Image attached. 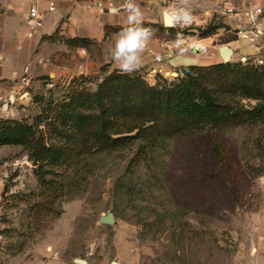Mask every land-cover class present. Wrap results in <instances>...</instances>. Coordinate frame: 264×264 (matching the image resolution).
<instances>
[{
	"label": "rangeland",
	"instance_id": "1",
	"mask_svg": "<svg viewBox=\"0 0 264 264\" xmlns=\"http://www.w3.org/2000/svg\"><path fill=\"white\" fill-rule=\"evenodd\" d=\"M207 1L218 5V0ZM230 1L240 8L260 3ZM203 7L193 12L203 14L202 21L178 26L179 38L201 37V31L219 24L224 35L218 40L238 38L225 31L219 9L204 14ZM102 52L96 45L84 52L67 49L47 68L31 67L30 84L16 82L13 97L0 99V118L41 123L45 129L69 92L79 87L93 92L108 74L100 72L108 66ZM258 58L264 59L242 61L259 65ZM176 74L164 77L172 81ZM217 144L224 148L225 161ZM131 158V152L117 151L99 156L89 180L61 200L60 213L36 221L31 208L41 189L28 149L0 145V264H79L76 259L89 264H264V184L258 180L264 177V124L224 132L204 129L173 142L156 189L144 185L138 195L141 211L126 195H116ZM138 174L146 179L151 172L143 165ZM111 211L116 222L102 223L100 217Z\"/></svg>",
	"mask_w": 264,
	"mask_h": 264
},
{
	"label": "trees",
	"instance_id": "2",
	"mask_svg": "<svg viewBox=\"0 0 264 264\" xmlns=\"http://www.w3.org/2000/svg\"><path fill=\"white\" fill-rule=\"evenodd\" d=\"M143 26L153 36L169 40H177L181 32L163 24L143 22ZM223 27L210 25L201 37ZM68 41L87 44L85 39ZM57 105V114L48 117L45 129L41 123L0 118V145H24L36 166L41 189L31 208L36 221L60 213L61 200L72 197L95 173V160L114 151L132 153L116 195H126L141 211L138 195L144 185L149 191L156 189V176L158 181L164 176L173 142L204 129L224 132L264 124V65L242 59L187 65L172 81L158 75L154 85L140 73L128 75L116 69L101 78L95 91L79 87ZM216 149L225 161L224 148L217 144ZM143 165L151 172L149 178L138 174Z\"/></svg>",
	"mask_w": 264,
	"mask_h": 264
},
{
	"label": "crops",
	"instance_id": "3",
	"mask_svg": "<svg viewBox=\"0 0 264 264\" xmlns=\"http://www.w3.org/2000/svg\"><path fill=\"white\" fill-rule=\"evenodd\" d=\"M206 2L209 1L193 4L190 0V11L194 17L191 23L202 21L203 14L193 13L197 5L206 8L204 14L219 9V5ZM36 3L44 14V26L40 33L29 38L24 22L30 7ZM125 3V0L112 4L91 0H0V80L6 79L5 84L0 87V99L5 96H9L10 99L13 97L11 93L18 87L13 80L14 71H21L25 66L33 69L42 66L47 68L49 60L58 62L67 49L77 48L85 51V49L90 50L91 45L102 47L103 63L108 66L106 70L100 72L110 73L119 70L111 59L109 49L114 45L120 32L116 28L126 25ZM137 3L141 8L143 22L165 25L164 13L168 9L158 0H137ZM50 4L56 6L55 11H48ZM177 4L178 0H175L169 11L173 12ZM259 4L264 5V0H260ZM222 17L228 26L226 30L225 25L227 33L235 34L234 30L239 23H245L234 16L222 14ZM174 20V27L190 24L178 22L175 18ZM222 30L224 27L219 29L218 33L207 37H200L194 33L180 37L182 43L177 46L175 54L171 57L165 56L163 62H157L155 55L166 53L163 42L169 39L152 36L142 55L141 67L136 72L154 85L158 75L166 76L169 72H176L179 75L184 66L222 62L220 47L225 44L233 49L231 61L243 58L254 60L258 56L264 58V36L257 39V47H252L246 38L218 40L224 35ZM71 39H85L87 44L85 46L71 44L68 41ZM196 46H205L208 51L201 52ZM259 47L261 51H258ZM93 60L97 63L95 59Z\"/></svg>",
	"mask_w": 264,
	"mask_h": 264
},
{
	"label": "built area",
	"instance_id": "4",
	"mask_svg": "<svg viewBox=\"0 0 264 264\" xmlns=\"http://www.w3.org/2000/svg\"><path fill=\"white\" fill-rule=\"evenodd\" d=\"M93 2H107L114 3L120 0H91ZM126 1V0H125ZM163 6H165L169 12V8L175 0H158ZM102 4V3H101ZM219 10L223 15L234 16L239 19V21H245V23H239V26L234 30L238 38H246L252 47H257V39L264 35V5H248L243 8L237 7L230 0H218ZM56 10L54 4L48 6V11L53 12ZM171 15L173 12L170 11ZM177 21V20H176ZM25 26L27 27V36L33 38L38 33L41 32L44 26V14L40 9L38 3L33 4L25 19ZM163 45L166 49L165 54H156L155 59L157 62H163L165 56L171 57L175 54L177 48V41H165ZM201 52H207L208 49L205 46H196ZM84 52V50H82ZM1 59V58H0ZM244 60L246 58H243ZM256 63L259 65H264V59H256ZM13 80L19 82V84L29 85L30 78V67L25 66L23 70H16L13 72Z\"/></svg>",
	"mask_w": 264,
	"mask_h": 264
},
{
	"label": "clouds",
	"instance_id": "5",
	"mask_svg": "<svg viewBox=\"0 0 264 264\" xmlns=\"http://www.w3.org/2000/svg\"><path fill=\"white\" fill-rule=\"evenodd\" d=\"M190 0H178L173 10L174 18L181 23L189 24L193 20L190 11ZM126 25L117 34L114 45L109 49L111 59L123 74L131 75L142 64V55L153 36V31L143 26L142 12L137 0H126ZM182 41L177 39V45ZM264 184V177L258 178Z\"/></svg>",
	"mask_w": 264,
	"mask_h": 264
},
{
	"label": "water",
	"instance_id": "6",
	"mask_svg": "<svg viewBox=\"0 0 264 264\" xmlns=\"http://www.w3.org/2000/svg\"><path fill=\"white\" fill-rule=\"evenodd\" d=\"M164 24H165V26H168V27L175 26L174 17L168 11H165V13H164ZM220 52H221V56L223 58V62H230L232 60L233 49L230 46H228L226 44L222 45L220 47ZM100 221L102 223H106V224H114L116 222L114 212L111 211L105 215H102L100 217ZM75 262H77L79 264H89V262L86 259H76ZM111 264H119V263L114 261Z\"/></svg>",
	"mask_w": 264,
	"mask_h": 264
},
{
	"label": "bare ground",
	"instance_id": "7",
	"mask_svg": "<svg viewBox=\"0 0 264 264\" xmlns=\"http://www.w3.org/2000/svg\"><path fill=\"white\" fill-rule=\"evenodd\" d=\"M171 14V13H170Z\"/></svg>",
	"mask_w": 264,
	"mask_h": 264
}]
</instances>
